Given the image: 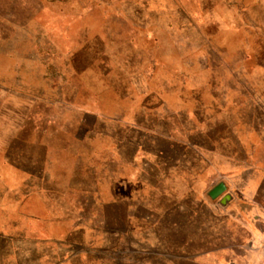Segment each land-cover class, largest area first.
Returning <instances> with one entry per match:
<instances>
[{
    "label": "rangeland",
    "instance_id": "374dc122",
    "mask_svg": "<svg viewBox=\"0 0 264 264\" xmlns=\"http://www.w3.org/2000/svg\"><path fill=\"white\" fill-rule=\"evenodd\" d=\"M0 264H264V0H0Z\"/></svg>",
    "mask_w": 264,
    "mask_h": 264
},
{
    "label": "water",
    "instance_id": "95a60500",
    "mask_svg": "<svg viewBox=\"0 0 264 264\" xmlns=\"http://www.w3.org/2000/svg\"><path fill=\"white\" fill-rule=\"evenodd\" d=\"M226 191V186L223 183H219L216 185L209 193L208 196L211 200L217 199L219 196H221ZM230 196L228 194L224 195L222 199L220 200V204L224 205Z\"/></svg>",
    "mask_w": 264,
    "mask_h": 264
}]
</instances>
